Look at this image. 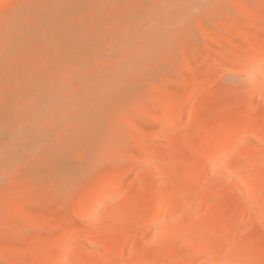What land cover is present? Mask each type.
<instances>
[{"label":"bare ground","instance_id":"bare-ground-1","mask_svg":"<svg viewBox=\"0 0 264 264\" xmlns=\"http://www.w3.org/2000/svg\"><path fill=\"white\" fill-rule=\"evenodd\" d=\"M113 1L112 4L117 2V0H115L116 2ZM59 2L67 4V6L65 5L66 7H64L67 8V11H70L71 7H74L72 12L70 11L71 13L75 11L74 9H76L77 13H80V11L88 12L90 6L91 10L94 9L92 4L95 3V6L98 5L97 8H100L101 6H106L105 8L109 9L115 8V12H118V14L125 11H137L139 12V14L140 12H142V14L143 12H145L142 16L146 18L148 16H151L149 14H154L153 12H156V14L159 13L162 16L163 12L168 10L170 12V10L176 8V6L173 7L176 3L187 2V0H119L117 2L119 6H117L118 4L116 3L117 5H113L114 7L111 6V3H107L111 2V0H0V81H2L0 85L4 81V84L2 86L3 89H1L0 91V162L2 159L4 160L7 157L10 161L21 157V155H23V153L25 152H21L22 149L20 148V145H22V143L27 144L30 142V147H32L33 145V150L35 149V147V150H39L37 148L38 145L41 143L40 141L45 135H47V131L49 129H47L46 126L52 121V117L50 118L49 116L51 121H48L49 119L47 118V116H53V112H51V114L49 112L51 104L53 106L54 103H57V105L59 106V104L61 103L59 101H62L59 99H65L64 88H67L64 87L65 85L63 86V83H61L62 85L60 84L59 86L56 84H53L52 86L46 84L49 83L48 81L52 83L54 82L50 79V77L52 76L51 74L53 73L52 70L49 71V67H51L55 63L58 64L60 60L62 64V56L64 57L65 55V57L69 58L66 61L67 64L68 61L71 60L69 61L71 62L70 64L72 65V62H75L77 63V65L75 64V66L78 67L80 63L84 62V64L82 63L83 65H81L85 67H82L80 65V67L82 68L78 67L77 69L79 70H82L83 68V70H85V68L89 67L98 69L95 68L96 65H94V61L96 64V60L98 61L100 59L101 54L106 55L107 52L109 56L113 54V56H111V59L113 57H115L114 59H116V57L119 56V54L116 55L117 52L121 53L124 51V49L125 51H127L126 49H129L130 44L129 46H127L129 38L130 41H132V39L135 40V38L137 37L133 36L134 33L138 30L143 31L141 27L142 25L140 26L138 24L136 26H133L132 30L130 29V32L133 34L129 35L128 27H123L122 31L121 29H118L117 31L116 28L118 27L116 25H113L114 23L107 25H101L97 23V25L95 26V24L93 25L90 22L91 24L86 23L87 25L83 24L79 26L78 24H75L73 22L72 24L69 19L65 20L66 25H63V21H60L61 24H59L60 22L56 23V21L59 20V17L57 16H59L60 8H62L60 6V8L56 6ZM72 2L76 4H81L73 6ZM100 2H102V5L99 4ZM155 2L161 3L159 4V7L157 4V7L154 6L153 3ZM16 3L18 4L16 5ZM70 3H72L71 7H69ZM155 7L156 9H154ZM56 8L58 12L55 10ZM83 8L85 9L83 10ZM148 9L151 10L149 11ZM62 10L63 9H61V11ZM159 10L161 12H159ZM146 11L150 13H147ZM47 12L50 13L49 19ZM54 12L56 16H53ZM97 12L101 11L97 10ZM103 12H105V9ZM127 14L129 17L130 14ZM147 14L148 16H146ZM156 14L153 16H156ZM166 14L168 15V12ZM118 16L119 15H117V18ZM136 16L134 15L135 19ZM54 17H57L58 20L56 19L54 21H49L51 19H54ZM164 17L165 16H163V18ZM258 17L259 15L257 13L255 18L259 19ZM260 17L262 18L261 14ZM123 18L126 17L124 16ZM115 20L116 19H114V22L116 23L119 19L116 21ZM121 20L122 18L118 22H121ZM145 21L148 20L145 19ZM99 22H101V20ZM143 25L146 26V24ZM170 25L173 26V24ZM125 31L128 34L127 38L125 36L126 33L124 34ZM110 32L113 33L112 35H118L120 33L119 36H122L123 38L113 36V38L116 37L114 39L115 41L117 39V41L115 42ZM108 33L109 37L107 36ZM56 34L64 35L65 37H63V40L67 39V35H69V37L71 36V39H67L66 42H61L62 37H60L59 39ZM72 35H74L75 38L72 37ZM110 36L111 40L113 41L106 40L110 38ZM56 37H58L59 40ZM54 38H56V40H52ZM53 41L56 43H54L56 47L54 45V47L50 45V42ZM59 42H61L63 46L61 44L59 46ZM160 43L161 42H159V44ZM131 44H133V42ZM126 46L128 48H126ZM120 48L123 49L120 50ZM157 48L158 45L152 47V50L150 49L151 51L149 52L150 55H152L153 52L155 54ZM161 48L162 47H160V49ZM45 49L51 51V54L48 52L46 54ZM109 50H114L115 54L114 52ZM103 51H105V53H103ZM236 53L237 55L243 56V59L240 62V68L244 73L247 82L243 88V92H247L248 94L253 93L254 97L252 95L251 96L254 99L247 104L246 108L244 109V111H242V114L239 116L240 118L238 117L237 121H233V118V122L228 121L227 123H224L223 126L221 125L222 127L220 129L218 128L219 130L217 132L215 131V133L209 134V132L207 131L208 129H199V127L195 128V130H192L193 132L191 131V133H189V135L187 134V136L184 138L185 142L183 143L184 147L182 151H179L175 148L177 146L176 143H174L175 140L174 142L171 141L172 143L171 145H169L170 147L166 157H175L174 160L177 161L178 165L176 164L177 166H175V164L172 163L174 165V168L165 173L166 175L163 176V179L161 180L160 184H158L156 188L157 190L152 192L150 191L149 195L151 196V198H148L147 196L150 190L146 188L148 185H144L141 183L146 187L141 186L139 185V180H137L136 182L138 183L136 184V186H134L135 188L133 187L132 190L130 189V192L128 191L129 197H126L125 200L118 199L121 201L116 203L114 202L110 207L102 208L101 205L104 203V201L109 197H113L114 195H116L118 191L123 188L122 186L125 184V181L127 179L126 177L118 178V176H120V173H117L118 176L115 175V177L113 175L109 176L107 174V178H105L106 182L104 180V184L101 183L103 182V179L101 178V182L99 179V181H96L94 184H92V187L88 189L89 192H85L84 195H86L87 193L86 196L91 201L93 199V202L88 203L86 201V203L79 210L77 219L71 221L69 226L63 225V221L59 220L57 224L55 223V225H57V230H55L56 232L53 234V236H51V238L47 239L46 242H40L41 240L38 241L39 239L32 241L30 247L28 248H31L32 252L28 250H20L19 252L13 251L12 248L11 250L10 248H8L7 252L3 251L5 253H0V257L6 259L8 258L10 264H19V259L24 258L25 254L27 255L30 252V257H32L34 261H31L32 263L27 264H264V159L261 158L260 160L259 157L260 152H264V138L259 139L257 147L255 148H253L252 146L254 144V140L250 141L251 139L246 140L244 143L241 144V146L238 145V148H236L237 144L242 139H249V136H251V134H253L264 121V114L260 116L262 114L261 112V114L259 115V111L262 108L261 106L264 104V40H260L257 44L254 45L253 48L249 50H241V48H237ZM31 54L33 56V59L30 58L32 57L30 56ZM48 54H50L52 58ZM139 55L142 54L139 53ZM46 56H49V59H47ZM60 56L62 59L60 58ZM90 56L91 58L93 57L92 60L90 59ZM136 56L138 55L136 54ZM83 58L84 61H80L83 60ZM122 58V54L120 55V59L118 60L113 59L111 61L107 58V61H111L109 62L111 63V70L108 69V71L105 68L108 71L105 73L104 70L102 74L95 75L93 73V68H90V70L92 71L90 72V74L92 73V75L89 78L84 77L83 75H80V78V76L77 77L75 76L76 74H74L75 78L77 77L76 90L78 88H84H82V92L79 89L77 90L82 93L80 96L85 95L86 98L88 97L92 100L93 97L102 96V99H94L98 101L103 100L107 96L105 91H107L108 87L109 89L111 88L110 85L112 84V82L121 78L126 72V70H130V67L132 66L131 60L134 59V57L129 58V61L125 57L124 58L126 60H123ZM137 58H140V56ZM141 58L142 59H140V61L144 60V57ZM57 59L60 60L57 62ZM50 60H52L53 63H50ZM136 63L138 64V62ZM86 65L88 66L86 67ZM98 66L100 68V65ZM66 70H68V68ZM47 74H50V77ZM1 75L4 79H2ZM52 77L54 80V76ZM123 77L126 79L125 76ZM47 78L49 79L47 80ZM86 78H88V80H86ZM69 79L71 80L72 78L69 77ZM13 80L15 81V84H13ZM65 84L68 85L69 83ZM203 84L204 83L202 82H200L199 84H192L189 88V93L192 94L199 88H203ZM61 88L63 89V91ZM182 91L180 89V93H182ZM113 92L111 91V93H109L112 94ZM61 94L64 96H61V98H59ZM221 94L222 93L219 92L216 94L215 99L217 98V95L220 96L219 101L221 100V103L219 111L217 110L214 113L212 112V117L226 113L225 104H227L226 102H228L229 100L227 98L228 101L224 100L225 103H223L224 101L222 100L225 98V96L223 94L224 98H222ZM255 94L256 96L258 95V99L255 97ZM72 95H74V93ZM81 98L84 97L82 96ZM86 98H84L83 100L79 98V101H84ZM88 98L86 100H89ZM160 103L162 102L160 101ZM160 103L157 104V107H163V105ZM171 105L167 103V106L171 107ZM195 107L196 106H194V108L190 111V123H192L193 121L197 123L198 117L201 114L200 105L196 108ZM63 108L65 107L63 106ZM53 109L55 108L53 107ZM88 109L89 108H87V110ZM73 110L77 111V109ZM78 111L80 112L81 110ZM92 111L93 110L91 109L90 113ZM98 111L99 110H97V112ZM57 113L59 112L57 111ZM182 113L183 111L179 110L176 114L177 117L181 116ZM91 114H93V112ZM98 114L99 115L97 116V118H99V123H101V121L104 122L106 114H103V112L101 111H99ZM77 116L79 117V115ZM169 118L170 116H168V119L166 118L167 121H169ZM173 118L174 117L171 116L170 120L173 121ZM55 120L56 119H54V122ZM75 122L76 121H74L73 123ZM61 124L62 123H60V125ZM57 127L59 128V124L58 126H56V128H54V126L51 127L50 130L54 128L52 130L53 132L51 131V134L55 131L56 133H58L57 131L61 130V126L59 130H55L57 129ZM76 127L77 126H75V128ZM79 131L80 130H78V134ZM136 132H138L137 134H139L140 128H136ZM163 133L167 134V132H164V130ZM148 137L149 139L146 138L143 141H135L137 142L136 145H138V147L140 145L147 150V148H150L152 146V140L150 139V135H148ZM196 141H199L200 145L198 146L197 150H194V144L198 143H195ZM30 143L28 145H30ZM42 144L46 143L43 142ZM53 146L55 148H59L60 151V144L55 142ZM46 147H48V145ZM25 148L24 150H26ZM56 151H58V149ZM61 153H63V151H61ZM152 153L153 156L159 155V148H153ZM136 160H138V158ZM61 161L63 162V164H60V170L63 174H66L67 163L65 160ZM2 162L0 163V166ZM161 164L162 163H158L157 167L161 168ZM79 174L80 167L76 165L74 166V172L72 173L71 179L69 178V185H73L76 183ZM140 174L136 175L134 179L139 177ZM159 175L157 173L156 177ZM226 179L227 181L230 179L233 184H227ZM195 180H201L202 183L205 181L204 186L200 188V185L199 188H196L197 186L195 187L194 185L196 184ZM153 199L156 200V202H154ZM161 199L165 200L161 201ZM195 203L199 204L197 208L199 207L205 210V215L203 216V218L201 217L202 219H199L200 217L194 218L191 215V209ZM216 205L218 206L215 207ZM152 216L154 219L153 230L155 231V233L151 236H148L146 233V229L147 227H150L148 226V224ZM226 226H228V228ZM261 227L263 230H260ZM222 228H224V231L226 230V232H223L222 236L220 235V237H216L220 234H217L216 231H219ZM148 241H151L154 245L155 248L153 250L146 249L145 245Z\"/></svg>","mask_w":264,"mask_h":264},{"label":"rangeland","instance_id":"rangeland-1","mask_svg":"<svg viewBox=\"0 0 264 264\" xmlns=\"http://www.w3.org/2000/svg\"><path fill=\"white\" fill-rule=\"evenodd\" d=\"M112 1L113 0L107 3H111V6H113L119 0H117V2L114 0L113 2H116L114 4H112ZM190 1L187 0V2L176 3L173 6V7L176 6V8L170 10V12L169 10L165 11L166 13L168 12L169 16L165 12L162 13V16L159 13L156 14V12H153L154 14L152 13L149 14L151 16H148L147 14L146 16L148 17L146 18L142 16L145 12H143V14L142 12H140L141 16L139 12L137 11L135 12L134 11L133 12L131 11L121 12L120 11L122 14L121 13L118 14V12H115L116 11L115 8L109 9V8H105L106 6L105 7L101 6L100 8L98 7L99 8L98 9L97 8L98 5L95 6V3L92 4L94 9L91 10L90 9L91 6L89 7L88 12L86 11L82 12L79 9L80 13L79 12L77 13L76 9H74L75 11L71 13L74 8V7L73 8L71 7L73 2L70 3V6H69L71 7L70 9L71 12L67 11L66 10L67 8H64L67 6V4L59 2L58 5H56L58 6V8L62 7L60 8L59 16H57L59 17L58 18L59 20L57 19V17L56 18L54 17V19H51L49 21H54L57 19L58 21H56V23L63 21L62 22L63 25H66L65 20L69 19L71 23L73 22L75 24H78L79 26L83 24L87 25L90 22L93 25L95 24V26L97 25V23L101 25L102 24L107 25V24L114 23L113 25H116L118 27L116 28L117 31L118 29H121L122 31L123 27H128L129 35L133 34L130 32V29L132 30L133 26H136L138 24L140 26L142 25L141 27L143 31L135 30L137 33L135 32L133 36L137 38L135 37L133 38H135L136 41L134 39L130 41V38H129V42L127 43L128 44L127 46H129L130 44L129 49H126L127 51H125L124 49V51L121 53L117 52L116 55L119 54V56L116 57V59H114L115 57L111 59V56H113V54L111 53H109L111 54L110 56L107 54V52H106V55L101 54L100 59L98 61L96 60V64L94 61V65H96V67L95 66L94 67L98 69L89 67V68H85V70H83L84 68L82 70L81 69L79 70L77 68L80 67L82 63L84 64V62L79 64V61H78V64H79L78 67L75 66V64L77 65V63L75 62H72L74 66L73 64L71 65L70 64L71 62H69L71 60H69L67 64L66 61L69 58L65 57L64 55L65 52L63 55L67 59H65L63 56H62L63 58L62 59L60 56V58L62 59V64H61V60L59 59L60 60L59 61L57 59V62L59 61L58 64L55 63L54 65L49 67L50 63H53V61L50 60L48 67H49V71L52 70L53 74L51 75L54 76V80L52 76L51 77L49 76L50 74L49 75L47 74V75L50 77L51 81H54V82L52 83L48 81L49 83H46V84L50 86H52L53 84L54 85L56 84L59 86L61 83H63V86L65 85L64 87H67V88H64L65 94L62 93L65 95V99L61 98V96H64L61 94L59 96V98L61 99L59 100H62V101H59L61 102L59 106L57 105V103L55 104L54 102H53L54 103L53 106L51 104V107H50L51 111L49 110V112L50 114L51 112H53V116L48 115L47 118L49 119L48 121H51V119L52 121L51 123H48V124L46 123L48 126V127L46 126V128L49 130L47 131V135H45L40 141L41 143L38 145V148H37L39 150H35L36 149L35 146H34L35 149L33 150L32 149L33 145L32 147H30L31 146L30 142H29L30 145H28L29 143L27 144L22 143V145H20V148L22 149L21 152L22 153L24 151L25 152L23 153V155H21V157H19L20 159L16 158L15 160L10 161L8 160V157H7L6 158L7 160L6 159L1 160V162L2 161L3 162L0 166L1 168L0 169V226H1L0 227V253L3 251L7 252L8 248H10V250L12 248L13 251H19V252L20 250L21 251L22 250L31 251V248L30 249L28 248L30 247V244L32 243V241L39 239L38 241L41 240L40 242L42 241L46 242L47 239L53 236V234L56 232L55 230H57L56 229L57 225H55V223L57 224L59 220L63 221L64 223L63 225L69 226L71 221L77 219L79 210L86 203V201L88 203L93 202V199L91 201L86 196L87 193L86 195H84L85 192H87L88 189L92 187V184H94L96 181H99V179L101 182V178L103 179V182L101 183L104 184L106 182L105 178H107V174L109 176L113 175L115 177V175L118 176L117 173H120V176H118V178L126 177L127 179L125 178L126 181H125V184L122 186L123 188H121V190H119L118 193L114 195L115 197L114 196L109 197L108 199L104 201V203L101 205L102 208L110 207L114 202L116 203V202L121 201L118 199L125 200L126 197H129L128 195H129L130 189L132 190L133 187L136 186V184L138 183L136 182L137 180H139V185L141 186L148 185L147 187L146 186L144 187L148 188V190L150 189L147 196L148 198H151V196L149 195L150 191L152 192V191L157 190L156 188L158 184H160L161 180L163 179V176L166 175L165 173L171 170L172 168H174L173 164H175V166L178 165L177 161L174 160L175 157H171V158L166 157L167 152L170 147L169 145H171L172 143L171 141L174 142L175 140L174 143H176L177 145L175 148L178 149L179 151H182L184 147L183 143L185 142L184 138L187 136V134L189 135V133H191L192 130H195V128L199 127V129H206V130L208 129L207 131L209 132V134L215 133V131L217 132L223 126L224 123H227L228 121L229 122L237 121L238 117L242 114V111H244L247 104L254 99L252 98V96L254 97L253 93L248 94L247 92H243V88L247 83L245 75L240 68L241 67L240 62L242 61L243 56L237 55L236 50L237 48H241V50L242 49L249 50L253 48L254 45L257 44L260 40H264V0H213V1L212 0H190ZM17 4L18 3H16V5ZM80 4L81 3L79 4L73 3V6L80 5ZM99 4L102 5V2H100ZM153 4L154 6L157 7L158 5L159 7V4L161 3L155 2ZM117 6H119V4ZM156 7L154 9H156ZM95 8L101 12H97ZM61 9L63 10L61 11ZM84 9L85 8H83V10ZM104 9H105V12H103ZM55 10L57 11V8ZM126 12L129 14L131 12L129 17ZM159 12L161 11L159 10ZM133 13L135 16L136 15L138 16V17L136 16V19ZM147 13H150V12H147ZM257 13L259 15L258 17L259 19L255 18ZM53 14H54L53 16H56L55 12ZM155 14L156 16H153ZM260 14L262 18L260 17ZM47 15L49 19L50 13H48ZM117 15H119L118 18H117ZM124 16L126 18H123ZM163 16L165 17L163 18ZM121 18H122L121 22H118L120 21ZM97 19L99 21L101 20V22H99ZM114 19L116 20L119 19V20L115 23ZM145 19H147L148 21H145ZM161 19H163L164 21ZM59 24H61V22ZM126 24H129V25H126ZM143 24H146V26ZM170 24H173V26H171ZM148 25L150 26V28ZM144 29L147 33L144 31ZM125 33L126 31L124 32V34ZM139 33L143 37H141ZM110 34L112 38L113 36H116V37L118 36V38L122 37V36H119L120 33L118 35L117 34L112 35L113 33L110 32ZM128 34L126 33L125 35L126 38ZM56 36H58L59 39L60 37H62L61 42H64V41L66 42L67 39L68 40L71 39L70 38L71 36L69 37V35L66 36L67 38L66 40H63L64 39L63 37H65L64 35L56 34ZM107 36L109 37V33ZM111 36L110 38L107 37L108 39L106 40L113 41L116 38L115 37L113 38V40H111ZM58 37L56 38L58 39ZM72 37H74V35H72ZM56 38L52 40H56ZM147 41L150 43H148ZM61 42H59L58 44L59 46ZM132 42L133 44H131ZM159 42L161 43L159 44ZM54 43H55L54 41L50 42V45H52V47L54 46L56 47ZM155 45H158L159 49L157 48V50L155 51V54L153 52V54L151 53L152 55H150L149 52L152 50V47H155ZM127 46L126 48H128ZM131 46L134 48H132ZM159 46L162 48L160 49ZM121 49L123 48H120V50ZM109 51L114 52V50H109ZM47 52L50 53L51 51L45 49L46 54ZM103 53H105V51H103ZM139 53H141L143 56L139 55ZM148 53L150 56L148 55ZM121 54H122L123 60H126L125 58H127V60L129 61L130 60L129 58L134 57L135 59L136 57L135 60L134 59L131 60L132 66L130 67V70L129 69L126 70V72L123 75L126 77V79L122 76L121 77L122 80L121 78H119L115 80L114 82H112V84L110 85L111 88L109 89L108 87L107 91H105L107 96L101 101H98L94 98L99 99L102 96L93 97V100L87 97L89 100H86L87 98L85 97V95H82V96L86 99L84 101H79L80 99L83 100L84 98H81L82 96L80 95L82 93L77 91L79 89L78 87H77L78 89L76 90L77 77H79L80 75H83L84 77H88V78L91 77L92 73L90 74V72L92 71L90 70V68L91 69L93 68L94 70L93 73L95 75L102 74L104 70H105L104 73L108 72L109 71L108 69L111 70V66H110L111 63L109 62H111L113 59L114 60L120 59ZM136 54L138 56H136ZM30 56H32V54ZM139 56L140 58H137ZM50 57L52 58L51 55ZM141 57H144L143 59L145 61L144 60L140 61V59H142ZM30 58L33 59V56ZM46 58L49 59V56L48 57L46 56ZM92 58L90 56L91 60ZM107 58L108 60L110 59L111 61H107ZM80 61H84V58L83 60H80ZM133 61L136 65L133 63ZM136 62H138V64ZM147 62H148V65H147ZM98 65H100V68ZM87 66L88 65H86V67ZM107 66L110 68H108ZM82 67H85V66H82ZM67 68L68 70H66ZM80 71H81V74H80ZM74 74H76L75 75L77 76L76 78ZM69 77L74 80L72 79L70 80ZM88 78H86V80H88ZM2 79H4L3 76H2ZM48 79L49 78H47V80ZM64 80H65V83H69V84L68 85L65 84ZM1 82L2 81H0V83ZM14 82L15 81L13 80V84H15ZM122 82H123V86H122ZM200 82L204 83L203 88H199L192 94L189 93V88L191 87V85L194 83L199 84ZM3 84H4V81L0 85L1 86L0 91L1 89H3L2 88ZM82 88L79 89L81 90V92L84 89ZM180 89L181 91L183 90L182 93H180ZM111 91L114 94L113 93L110 94ZM218 92L222 93L221 94L222 98H224V96L226 98V99L224 98L222 101L227 100V98L229 101L227 100L228 102H226L227 104H225L226 113H223L219 116L212 117L211 116L212 112L214 113L217 110L219 111V108H220V103H221L220 102L221 100L219 101L220 96L217 95V98L215 99L216 94ZM73 93L74 95H72ZM255 97L257 98L258 95L256 96L255 94ZM160 101L162 103H160ZM166 102L169 103V105H171L172 103L173 104L170 107V106H167ZM158 103L162 104L163 107H159V106L157 107ZM223 103H225V101ZM197 105L198 106L200 105L201 107V110H200L201 114L198 117L197 123L194 121L190 123V115H191L190 111L191 109L194 108V106L198 107ZM263 105L261 106L262 108L259 111L260 112L259 115L262 112L260 116L264 114ZM63 106L65 108H63ZM53 107L55 109H53ZM87 108L89 109L87 110ZM73 109L75 110L77 109V111H74ZM91 109L93 110L92 111L93 114H91L92 112L90 113ZM78 110H81V111L79 112ZM97 110L103 112V114H106L104 122L101 121V123H99V118H97V116L99 115L98 114L99 111L97 112ZM179 110L183 111L182 115L179 116L180 118L177 117L176 115ZM57 111L59 113H57ZM77 115H79V117ZM49 116L50 118L51 117L52 118L50 119ZM168 116H170V118L171 116L174 117L173 121L170 120V118H169V121H167ZM64 118H65V121H64ZM54 119H56L55 122H54ZM199 119L201 120V122ZM59 121L60 123H62L61 125ZM74 121L76 122L73 123ZM44 124H45V121H44ZM58 124H59V128L57 127V129L55 130H59L60 126H61V130L57 131L58 133H56L55 131L54 133H52L54 135H52L51 131L54 128H56ZM74 125L77 127L75 128ZM53 126L54 128L50 130L51 127ZM136 128H140L139 134H137L138 132H136ZM92 129H95V130H92ZM78 130H80L79 134H78ZM163 130L164 132L166 131L168 135L164 134ZM148 135H150L151 137L150 139L152 140V146L150 148H147V150L144 149L140 145L138 147L136 143L138 141H143L146 138L149 139ZM261 138H264V121L260 125V127H258L257 130L253 134H251V136H249V139L247 138L242 139L237 144L236 148H238V145L241 146L242 143L250 139H251L250 141L254 140L255 145L252 143L253 144L252 146L253 148H255L257 147V143L259 139ZM43 142H45L46 144H42ZM55 142L60 144V147H61L60 151H59V148H55L53 146ZM64 142L67 144H65ZM195 143L197 144H194L193 149L195 148L194 150H197L198 146L200 145V142L196 141ZM47 145L48 147H46ZM21 146L24 148L26 147L25 148L26 150H24V148H22ZM155 147H158L160 150V153H158L159 155L157 156H153V153H152L153 148ZM57 149L59 152L56 151ZM26 151L28 152L30 151V152L28 153ZM61 151H63V153H61ZM35 155H38V156H35ZM263 155H264V152H260L259 154L260 160L261 158L264 159ZM137 158L138 160H136ZM61 160L63 161L65 160L67 163L66 174H63L60 170L61 168L60 166L63 164ZM158 163H162L161 168L157 167ZM76 165L80 167V174L78 175L76 183L73 185H69V178L71 179L72 173L74 172V166ZM157 173L158 175L159 174H162V175H159L156 177ZM138 174H140L142 177L139 175V177L135 178L136 179L135 180L134 177ZM228 181L226 182L227 184L228 183L233 184V182L230 181V179ZM141 183L144 185H142ZM195 183L196 184L194 185L195 187L197 186L196 188H199L200 185H201L200 188H202V186H204L205 181L202 183L201 180H195ZM197 190H200V189H197ZM153 200H150V201H153ZM164 200L161 199V201H164ZM154 202H156V200H154ZM197 206H199L198 203H195L192 206L191 215L194 218L200 217L199 219H202L203 216L205 215V210L199 207L197 208ZM217 206L218 205H216L215 207ZM148 226L150 227H147L146 233L148 236H151L152 234L155 233V231L153 230L154 228L153 216L150 219ZM226 227L228 228V226ZM261 229L262 227L260 228V230ZM263 229H264V226H263ZM223 232H226V230L224 231V228H222L219 231H216L217 234L218 233L220 234L217 236L215 234V236L220 237V235L222 236ZM145 247L148 250H153L155 248L151 241H148ZM31 252L28 253L27 255L25 254L24 258L19 259L18 263L19 264L32 263L31 261H34V260L32 259V257H30ZM9 262L10 261L8 258L6 259V258L0 257V264H10Z\"/></svg>","mask_w":264,"mask_h":264}]
</instances>
